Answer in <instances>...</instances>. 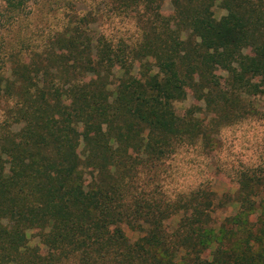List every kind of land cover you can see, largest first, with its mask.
Returning <instances> with one entry per match:
<instances>
[{"label":"trees","instance_id":"16d2710c","mask_svg":"<svg viewBox=\"0 0 264 264\" xmlns=\"http://www.w3.org/2000/svg\"><path fill=\"white\" fill-rule=\"evenodd\" d=\"M1 1L14 15L26 6V0ZM154 1L120 0L128 9ZM173 3V30L156 13L149 26L158 30L128 44L84 33L91 13L80 10L66 12L59 30L37 42L32 35L17 38L0 54L6 118L22 123L17 132L0 125V264H264V205L249 193L260 175H240L239 208L218 226L214 194L206 189L171 197L163 189L158 195L139 190L142 174L158 177L168 156L206 138V126L182 118L173 105L197 76L208 80L207 71L213 76L212 67L222 68L235 96L264 98V0ZM215 3L225 11L219 18ZM133 61L140 78L124 74L110 89L114 64L126 68ZM219 81L200 87L216 115L228 113ZM155 186L163 187L160 178ZM259 209L253 222L249 216ZM176 215L168 230L165 221ZM123 224L139 232L136 240ZM31 230L45 252L29 243Z\"/></svg>","mask_w":264,"mask_h":264},{"label":"rangeland","instance_id":"374dc122","mask_svg":"<svg viewBox=\"0 0 264 264\" xmlns=\"http://www.w3.org/2000/svg\"><path fill=\"white\" fill-rule=\"evenodd\" d=\"M26 0V6L18 14H11L3 7L0 0V54L15 45L16 39L32 35L33 41L45 36L49 30H59L60 24L68 11H88L90 14L88 24L84 25V33H104L116 39L123 38L128 44L134 39H140L144 31L158 30L153 16L160 13L166 29L171 31L176 27V10L173 0H155L143 7L141 4L135 8H124L120 0ZM28 4V5H27ZM214 16L219 18L225 14L218 3L212 6ZM74 15V13H72ZM70 16V14H66ZM186 36L189 33L186 32ZM19 44V42L17 43ZM251 52L250 48L243 51ZM132 67L122 68L115 63L112 75L109 79V88L114 85L120 76L128 74L140 78L142 69L138 61H133ZM213 76L206 75L207 79H195V85L186 86L187 93L181 100L174 102L176 113L184 119L193 117L206 126L207 136L196 144L183 145L175 154L168 156L162 165L159 176L153 171H146L139 180L140 185L146 182L140 189L162 193L165 196H173L178 192H188L197 187L206 189L214 195L212 216L215 226H218L226 217L233 215L238 207L235 202L239 194L238 178L242 174H258L262 178L259 185L251 188L249 193L255 205H264V98L242 94L240 97L234 90L225 84L228 74L222 68H211ZM206 72V73H207ZM213 77V78H212ZM219 79L220 93L226 94L223 106L228 113L216 115L207 109L202 97V83ZM212 78V79H211ZM257 80V79H256ZM192 84V83H191ZM219 93V94H220ZM216 92V98H219ZM236 97L235 102L229 98ZM222 101V102H224ZM220 101V104H222ZM7 102L0 98V125L12 132H17L22 126L21 122H14L6 118ZM235 106V108H234ZM235 109V113L231 111ZM78 152H83V142L78 139L75 142ZM5 160L7 157L3 156ZM9 165L6 164L5 176L9 177ZM157 178H160L163 187L155 186ZM90 173L86 171L85 184L90 181ZM86 186V185H85ZM89 191V187H85ZM260 208V207H259ZM259 210L253 211L249 218L255 222ZM180 215L165 221V227L171 230L177 225ZM258 225L256 224L254 228ZM123 230L131 241L140 235L135 229L123 224ZM29 243L36 245L42 252L46 248L40 242L37 230L28 233ZM261 245L264 249V238ZM258 244H256L257 246Z\"/></svg>","mask_w":264,"mask_h":264}]
</instances>
